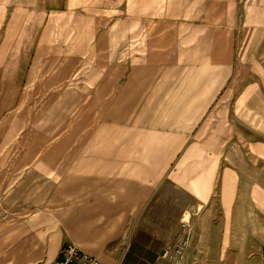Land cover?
Listing matches in <instances>:
<instances>
[{
  "label": "crops",
  "instance_id": "0c3cea01",
  "mask_svg": "<svg viewBox=\"0 0 264 264\" xmlns=\"http://www.w3.org/2000/svg\"><path fill=\"white\" fill-rule=\"evenodd\" d=\"M26 6L0 30V101L44 104L43 121L1 144L0 264H48L68 243L166 260L184 219L201 262L260 258L264 64L244 58L264 50V0Z\"/></svg>",
  "mask_w": 264,
  "mask_h": 264
},
{
  "label": "rangeland",
  "instance_id": "374dc122",
  "mask_svg": "<svg viewBox=\"0 0 264 264\" xmlns=\"http://www.w3.org/2000/svg\"><path fill=\"white\" fill-rule=\"evenodd\" d=\"M18 2H20V4H22V7L24 9L27 8V6H26L27 0H0V4H2L6 8V11L4 12V23H3L4 27H2L0 29L1 32H2V30H4L6 28V26L8 24L7 22H10L11 14H12L13 10L16 9L17 5L15 7V4H18ZM239 25L241 27L245 28L243 23H240ZM249 27L251 28V25H249ZM245 29H248V26H246ZM247 46H248V44H247ZM263 51L264 50L261 51V54H257L256 56H253V54H247L246 53L244 61L246 63H254V57H255V59H256L255 63L260 62V63L264 64V53H263ZM0 94H1V90H0ZM0 99H1V97H0ZM43 106H44V104L39 105V103H16V104H14V109H13L12 104L6 105L0 101V148L3 149L1 144L5 143V142L28 141L29 138L34 137L35 136L34 131H32V133H30V131L32 130V128L42 127L41 124L43 121L42 118L41 119H35L34 117L39 112H41V113L43 112ZM19 114H21L20 118H18ZM14 117H15V120H14ZM13 121L16 122L15 127H18L16 129L15 134L11 130H9V129H12L11 126L13 124ZM17 130H19V131H17ZM18 132L19 133L21 132V133L18 134ZM0 154H1V152H0ZM12 155H13L12 152L8 151L7 155L5 157L9 158V157H12ZM1 169H3V168L0 167V170ZM193 233H194V230H192V236H193ZM191 240H192V237H191ZM190 248H191V250H190L191 253L190 252L188 253L186 264H236V263H226V262H214V263L201 262V260H198L196 258V255H194V254H196V252H199V249L197 248L195 250V248H193L192 241H191ZM141 249H142L141 247H136V248H133V251L135 253L139 254V252H141ZM263 255H264V252L262 254H260V258L254 259V261L250 262L249 264H264L263 263ZM126 264H168V262H167V260H164L163 258H161V259H156V260L150 261V262L134 261V262H126Z\"/></svg>",
  "mask_w": 264,
  "mask_h": 264
},
{
  "label": "built area",
  "instance_id": "2783aa9c",
  "mask_svg": "<svg viewBox=\"0 0 264 264\" xmlns=\"http://www.w3.org/2000/svg\"><path fill=\"white\" fill-rule=\"evenodd\" d=\"M192 223L189 219L181 221L180 229L174 243L165 248L163 257L168 264H186L188 250L191 246ZM48 264H107L98 256L93 255L78 245L68 243L60 251V255ZM115 264H126L123 261Z\"/></svg>",
  "mask_w": 264,
  "mask_h": 264
},
{
  "label": "water",
  "instance_id": "95a60500",
  "mask_svg": "<svg viewBox=\"0 0 264 264\" xmlns=\"http://www.w3.org/2000/svg\"><path fill=\"white\" fill-rule=\"evenodd\" d=\"M162 254H164V250L162 251Z\"/></svg>",
  "mask_w": 264,
  "mask_h": 264
}]
</instances>
